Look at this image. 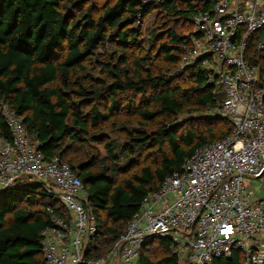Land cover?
Here are the masks:
<instances>
[{"label": "trees", "instance_id": "16d2710c", "mask_svg": "<svg viewBox=\"0 0 264 264\" xmlns=\"http://www.w3.org/2000/svg\"><path fill=\"white\" fill-rule=\"evenodd\" d=\"M203 7L193 0H0V100L23 117L45 160L59 157L81 180L97 225L88 256L108 251L147 192L195 150L231 132L224 116L178 122L218 109L223 98L199 63L181 67L190 18ZM155 8L189 28L163 29L145 49L138 24ZM0 139H10L1 112ZM52 216L70 219L41 182L27 176L0 189V264H43L41 232ZM242 258L233 251L211 264ZM137 264H177L172 241L147 238Z\"/></svg>", "mask_w": 264, "mask_h": 264}, {"label": "built area", "instance_id": "2783aa9c", "mask_svg": "<svg viewBox=\"0 0 264 264\" xmlns=\"http://www.w3.org/2000/svg\"><path fill=\"white\" fill-rule=\"evenodd\" d=\"M193 1L204 7L190 18L193 36L181 67L199 63L208 71V82L222 92L218 109L231 132L199 147L147 192L102 256L87 255L97 225L81 180L59 157L45 160L23 117L0 100L10 132L0 142V189L31 177L70 214L69 221L52 216L41 232L43 264H137L153 236L172 241L177 264H211L233 251L243 255L241 264H264V192L250 189L264 179V0Z\"/></svg>", "mask_w": 264, "mask_h": 264}, {"label": "rangeland", "instance_id": "374dc122", "mask_svg": "<svg viewBox=\"0 0 264 264\" xmlns=\"http://www.w3.org/2000/svg\"><path fill=\"white\" fill-rule=\"evenodd\" d=\"M94 2H97L98 4L102 3L103 0H91ZM166 26V28H164ZM138 28L140 30V36H139V42L142 44L143 48H148L149 42L153 39V37L159 32H161L163 29L167 30H175L179 33H183L188 30L189 26L188 23L184 22V20H179V19H170L167 16H165L164 13H160V11L155 8L151 11V13L147 14L146 17L142 18L140 20V23L138 24ZM105 51L106 49H102ZM95 68V72L98 73V66L97 63L93 65ZM168 75L174 76L173 71L169 72ZM175 77V76H174ZM176 82L178 84H183L184 83V78H179L176 79ZM216 117V116H222L219 112V109H214V110H208L206 112H198L194 113L189 116H182L179 117L178 122L182 123V126L186 124V122L192 118L193 120L195 119L196 124H200L203 121H208L207 119L209 117ZM258 187H253L250 189L254 190L255 193H260L264 192V179L258 180L257 182ZM151 251L153 253V256L159 253V250L155 246H151ZM154 259V257H153Z\"/></svg>", "mask_w": 264, "mask_h": 264}, {"label": "crops", "instance_id": "0c3cea01", "mask_svg": "<svg viewBox=\"0 0 264 264\" xmlns=\"http://www.w3.org/2000/svg\"><path fill=\"white\" fill-rule=\"evenodd\" d=\"M2 141V139H0V142Z\"/></svg>", "mask_w": 264, "mask_h": 264}]
</instances>
